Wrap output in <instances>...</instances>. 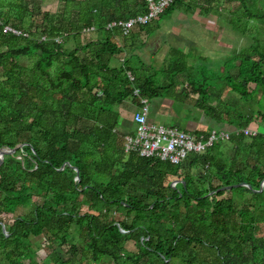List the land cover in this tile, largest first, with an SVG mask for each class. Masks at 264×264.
Listing matches in <instances>:
<instances>
[{
  "label": "trees",
  "instance_id": "obj_1",
  "mask_svg": "<svg viewBox=\"0 0 264 264\" xmlns=\"http://www.w3.org/2000/svg\"><path fill=\"white\" fill-rule=\"evenodd\" d=\"M39 1L0 0V152L13 151L0 165V264H40L39 237L51 264H264V0H172L128 34L108 25L147 15L149 0H58L57 11ZM196 8L216 15L208 22L218 30L229 9L247 48L215 70L176 50L149 75L136 53L112 64L125 50L116 34L151 33ZM169 74L188 80L182 101L193 94L215 131L229 134L179 164L127 152L119 112L127 100L140 110L145 99L150 111L172 96L181 82L163 83ZM212 130L183 131L208 141Z\"/></svg>",
  "mask_w": 264,
  "mask_h": 264
},
{
  "label": "crops",
  "instance_id": "obj_2",
  "mask_svg": "<svg viewBox=\"0 0 264 264\" xmlns=\"http://www.w3.org/2000/svg\"><path fill=\"white\" fill-rule=\"evenodd\" d=\"M201 4H206V0H199ZM200 9L196 8L194 13H186L184 11H179L174 13L172 16L160 21L155 22L152 26H154V30L151 33L141 30H135L133 36L130 38H124L121 35L116 34V40L122 44L125 48L124 52L121 54L120 57L114 58L112 64L114 66L120 67L122 65L123 58H128L132 56L134 53L138 54L146 66L149 68H145L146 72L145 75H149V71H151L152 67L156 70H162L167 68V65L171 62L176 60L177 57L171 55L170 58H167L168 54L172 52V50H176L180 52V55H189L192 56L193 52L201 53L206 49L204 46L203 40L209 39L214 46L216 45L213 41V38L218 37L220 35L218 32L217 26H213L209 23V20L217 19L216 15L210 14L205 15L200 13ZM177 14V15H176ZM221 17V21H229L228 16ZM174 16V17H173ZM222 22V23H223ZM151 26V27H152ZM200 29V30H199ZM201 29H207L211 31L213 34H207L201 38ZM220 45H223L222 42H218ZM210 48V47H209ZM134 49H137L135 52ZM208 49V48H207ZM164 50V54H167L166 57H162L161 53ZM206 53V52H203ZM123 55V57H122ZM167 61V64H166ZM209 62H211L209 60ZM148 71V72H147ZM183 80V79H182ZM184 82L179 83L176 85L174 91H172V96L169 97H160L156 98V102H161V107L155 106L156 109L150 108L148 120L151 123H161L163 124L162 120L166 117H169L171 120L170 125H174V121H180L177 126L185 131L194 132L196 130H204L200 129L195 121V113L192 112L191 108L188 107L187 103L190 99H196L195 96H189L188 100H183L181 98L183 94H190V90L188 92L185 91L184 86H188V80L184 79ZM169 82H165L168 84ZM182 95V96H181ZM164 101V102H163ZM178 105L183 108H187L191 112L188 114L192 116L189 118L188 122H184L183 118L179 114H167L168 110H171L173 106ZM152 109V112H151ZM196 111V109H193ZM138 111V106L134 104L132 101L127 100L123 105L120 106L119 112L121 116V128L125 134L130 135L132 131L138 130V125L134 122V115ZM124 115V116H123ZM182 124L185 127H182ZM203 127V126H201ZM178 180L176 181V184Z\"/></svg>",
  "mask_w": 264,
  "mask_h": 264
},
{
  "label": "built area",
  "instance_id": "obj_3",
  "mask_svg": "<svg viewBox=\"0 0 264 264\" xmlns=\"http://www.w3.org/2000/svg\"><path fill=\"white\" fill-rule=\"evenodd\" d=\"M151 2L150 12L147 15L138 16L128 22H112L108 29L120 28L128 34L137 24L150 23L160 13L170 5L172 0H149ZM6 31L17 35L20 32L12 27H6ZM59 41V39H57ZM143 107L134 115V121L139 126L136 136H127L126 151H138L143 157H158L172 164H179L187 159L192 153H203L212 143L218 139L226 141L229 139L228 133L211 132L209 140L205 141L178 127L166 126L151 123L148 120L149 105L148 101L142 99ZM249 130L245 134H251ZM176 184V183H175ZM174 184V185H175Z\"/></svg>",
  "mask_w": 264,
  "mask_h": 264
},
{
  "label": "rangeland",
  "instance_id": "obj_4",
  "mask_svg": "<svg viewBox=\"0 0 264 264\" xmlns=\"http://www.w3.org/2000/svg\"><path fill=\"white\" fill-rule=\"evenodd\" d=\"M39 3L41 5V7L39 5L40 9L43 11L44 10H46V11H48V10L57 11L60 7L58 0H43V1H39ZM230 13L231 12L229 9L224 8L222 11V16H225L224 14H226V16H228L227 19H229L231 17ZM256 26H258L260 28L261 25L256 23ZM219 27H222V30L218 32L220 35H218V37H216V38L212 37L214 43L216 44L215 46H214V44L210 43L211 41L209 39L208 40L204 39L203 40V43H204L203 47H206V49L204 51H202L201 53L199 52V50H198V52L192 53V56L190 58V64L192 66H194L195 68H199L202 66V67H208V69H211V70L212 69L215 70V69H217V67H219V68L221 67V65H222L221 58L222 57H224V56L225 57H227V56L231 57V56L237 54L239 51H242V50L247 48L246 40L248 41V39L245 36H244V39H242V33L241 32L239 33L234 27H231V25L227 21H224L223 24ZM207 34H213V33H211V31H208L207 29H201V38H203L204 36H207ZM218 42H222L223 45H220V43H218ZM72 46H73V44H72ZM203 52H206V53H203ZM161 55L163 58L167 56V54H164V50L162 51ZM202 56L210 57L211 62H209V61H207L205 63L202 62L201 61ZM122 57H123V55H122ZM166 64H167V61H166ZM209 73L212 74V72H209ZM169 75H170V78L166 79V80L164 79L165 81H163V83L166 81H169L168 84H171L173 81L182 82V83L184 82V81H182V79L180 77H174L173 78L171 74H169ZM159 77L161 79L159 81L162 82L164 75L159 74ZM184 89L186 92H188L190 90L189 86H186V85L184 86ZM226 97L228 98V95H226ZM156 105H157V107L162 106L161 102H156L155 100L150 102V108L156 109L155 108ZM187 105L189 108H191L192 112L195 113V115H194L195 121H196L197 125L200 127V129H208V130L213 129L212 132L215 131V129H220L221 125L214 123L208 116H206L204 113L200 112L199 110H197L195 108V99L188 100ZM152 109H151V112H152ZM193 109H196V111ZM190 112L191 111L188 110L187 108H183V107H180L178 105H175V106H173V108L171 110H168L166 113L172 114V115L179 114L183 118V121L186 123L189 121V118L190 119L192 118V116L188 117V114ZM171 121H173V120H171L169 117H166L162 120L163 124H165V125L173 124V123H170ZM179 122L180 121H174V123H175L174 125H176V124L178 125ZM157 124H159V123H157ZM259 124H260L259 121L254 123L253 126H251V129H256ZM174 125H172V126H174ZM201 126H203V127H201ZM182 127L184 128L185 125L182 124ZM169 180L172 182V184L173 183L175 184L177 180H180V178L176 179V178L171 177ZM243 196H244L246 201H249L253 195L249 192L244 191ZM83 209H84V211L87 210L86 207H84ZM19 212H22V209H20ZM12 218L13 217H11L10 219H12ZM73 236H75V234ZM44 241L45 240L43 237L32 239L31 243H32L34 254L36 255L34 257L40 264H51L50 260H48L49 258L46 257L47 255H46V252H45L44 246H43L45 244ZM74 241H75V239H74ZM129 248L131 250H136V248L132 244L129 246ZM57 251L59 252V254L63 258H65V259L68 258L67 255L64 252H62V249L58 248ZM103 262H104V264H115L112 259H107V258L104 259Z\"/></svg>",
  "mask_w": 264,
  "mask_h": 264
},
{
  "label": "water",
  "instance_id": "obj_5",
  "mask_svg": "<svg viewBox=\"0 0 264 264\" xmlns=\"http://www.w3.org/2000/svg\"><path fill=\"white\" fill-rule=\"evenodd\" d=\"M7 153L12 154L13 151L10 150L9 148H3V149L1 150V152H0V157H1L0 165L4 162V156H5V154H7ZM77 174H78V175H77V179H79L80 175H79V170H78V169H77ZM173 186H174V185H173ZM242 186H247V187L251 188L249 185H247V184H243V183L238 184V185H235V187H242ZM232 188H233V186H229V187L223 188V190H224V189L232 190ZM263 188H264V182H263V184H262V189H263ZM262 189L259 190V192L262 191ZM3 231L6 233V228H5V225H4V224H3Z\"/></svg>",
  "mask_w": 264,
  "mask_h": 264
}]
</instances>
